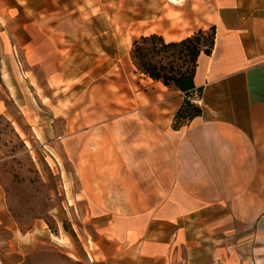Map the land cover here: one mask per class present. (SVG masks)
Returning a JSON list of instances; mask_svg holds the SVG:
<instances>
[{
	"label": "crops",
	"instance_id": "0c3cea01",
	"mask_svg": "<svg viewBox=\"0 0 264 264\" xmlns=\"http://www.w3.org/2000/svg\"><path fill=\"white\" fill-rule=\"evenodd\" d=\"M134 7L142 35L165 42L215 29L188 95L147 77L134 93L126 71L98 69L106 49L87 68L78 60L84 32L100 27L84 14L102 15L93 38L111 41ZM0 26L28 62L20 72L8 55L23 93L54 118L78 110L61 138H81L76 196L98 232L96 262L264 264V0H0ZM9 89L23 110L26 95ZM186 100L198 111L179 123Z\"/></svg>",
	"mask_w": 264,
	"mask_h": 264
},
{
	"label": "rangeland",
	"instance_id": "374dc122",
	"mask_svg": "<svg viewBox=\"0 0 264 264\" xmlns=\"http://www.w3.org/2000/svg\"><path fill=\"white\" fill-rule=\"evenodd\" d=\"M135 3L139 5V0H134ZM132 15V23L107 31L114 32L115 39L110 41L103 36L99 41L93 36L106 32L103 16L84 14L86 21H96L100 27L86 29L78 60L87 59L89 54L96 57L106 49L109 59L98 69L126 71L127 77L122 80H131L136 93L148 83L142 81L145 76L134 65H129L132 41L143 34L136 22L140 18L136 8ZM118 17L121 23L125 22L123 15ZM12 42L11 31L0 26V264H100L93 255V240L98 238V232L88 220L87 207L77 202L76 196V156L81 138L76 134L61 138L66 132V119L77 118L78 110L74 108L66 111L64 117L54 118L34 97L23 93L24 88L17 86L18 76L8 55L13 52L14 64L20 72L27 68L28 62L19 49L14 51ZM100 55L105 58L103 52ZM84 65L88 67V59ZM33 70L43 85L41 70L37 66ZM21 82L24 87L28 84L26 79ZM10 85L20 89L17 97L21 103L26 95L23 110L12 99ZM86 113L90 115L92 110L87 109ZM73 129L69 127V132ZM51 236L60 238L61 243Z\"/></svg>",
	"mask_w": 264,
	"mask_h": 264
},
{
	"label": "trees",
	"instance_id": "16d2710c",
	"mask_svg": "<svg viewBox=\"0 0 264 264\" xmlns=\"http://www.w3.org/2000/svg\"><path fill=\"white\" fill-rule=\"evenodd\" d=\"M209 31V34H208ZM215 29H199L176 42H165L158 34L142 35L132 41L129 56L139 74L165 87L180 90L185 95L194 89L193 77L198 56L210 55ZM197 108L188 100L178 111L176 119L185 113L195 115Z\"/></svg>",
	"mask_w": 264,
	"mask_h": 264
},
{
	"label": "built area",
	"instance_id": "2783aa9c",
	"mask_svg": "<svg viewBox=\"0 0 264 264\" xmlns=\"http://www.w3.org/2000/svg\"><path fill=\"white\" fill-rule=\"evenodd\" d=\"M186 120H188V116L186 113L178 118L179 123L185 122Z\"/></svg>",
	"mask_w": 264,
	"mask_h": 264
},
{
	"label": "bare ground",
	"instance_id": "6f19581e",
	"mask_svg": "<svg viewBox=\"0 0 264 264\" xmlns=\"http://www.w3.org/2000/svg\"><path fill=\"white\" fill-rule=\"evenodd\" d=\"M52 237V239L53 240H55V241H57V242H59V243H61V239L60 238H58V237H56V236H51ZM89 242V241H88ZM90 244V243H89ZM90 248H92V247H90Z\"/></svg>",
	"mask_w": 264,
	"mask_h": 264
}]
</instances>
